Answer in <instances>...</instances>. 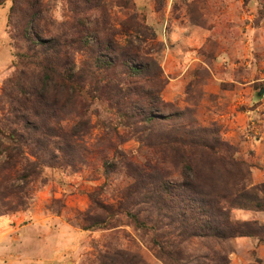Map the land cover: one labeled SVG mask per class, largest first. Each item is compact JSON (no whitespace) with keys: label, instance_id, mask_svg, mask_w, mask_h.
Segmentation results:
<instances>
[{"label":"trees","instance_id":"obj_1","mask_svg":"<svg viewBox=\"0 0 264 264\" xmlns=\"http://www.w3.org/2000/svg\"><path fill=\"white\" fill-rule=\"evenodd\" d=\"M5 1L0 0V5ZM68 3L73 15L70 29L45 39L40 27L44 0H13L10 21L15 18L18 23L13 33L29 45V53L17 55L23 69L0 95L6 110L0 121V159L5 158L0 161V215L27 208L23 193L32 183H45L46 168L86 163L84 138L92 105L100 100L115 110L127 135L150 152L139 161L131 151L114 149L103 162L105 184L89 194L93 215L84 229L113 230L126 218L150 236L156 258L164 264H228L224 246L230 240L255 236L264 241V227L234 222L231 217L235 209L264 210V184L248 189L241 180L225 189L213 182L209 165L243 168L233 159V148L203 129L180 133L169 123L177 117L164 114L165 81L159 62L137 42L149 30L144 18L133 9L119 29L112 28L104 0ZM118 35L127 37L124 43ZM80 53L86 59L78 65ZM47 81L56 96L66 93V107L50 104L48 109L38 88L30 93V102L24 100L22 87L45 86ZM61 114L74 123L62 124ZM112 131L126 142L117 128ZM167 163L178 168V179H171L172 172L163 167ZM115 173L124 174L126 186L116 201L106 203L101 196ZM193 241L207 244L208 250L193 256L188 253ZM100 260L101 264H147L138 249L108 251Z\"/></svg>","mask_w":264,"mask_h":264},{"label":"rangeland","instance_id":"obj_2","mask_svg":"<svg viewBox=\"0 0 264 264\" xmlns=\"http://www.w3.org/2000/svg\"><path fill=\"white\" fill-rule=\"evenodd\" d=\"M104 3L112 28L119 29L133 9L144 18L149 30L137 42L159 62L165 81L161 91L164 114L177 117L170 125L180 133L205 130L211 138L231 146L233 159L244 164L236 169L218 162L209 165L213 182L225 189L241 180L248 189L249 185H263L264 0ZM12 6L13 0L0 5V95L5 84L23 69L17 55L29 53V45L13 33L18 23L15 18L10 21ZM44 7L41 36H62L73 24L68 0H44ZM118 39L124 43L127 37L118 35ZM85 59L83 53L76 55L78 65ZM36 88L44 93L41 97L48 109L50 104L67 106L66 93L56 96L49 81L45 86L22 87L24 100L29 101ZM5 113L0 101V121ZM60 119L62 124L74 123L65 114ZM89 127L84 138L88 149L85 164L46 168L45 183H32L23 193L27 208L0 215V264H101V256L116 249H138L147 264H164L156 258L150 236L136 230L126 218L113 230L83 228L93 215L89 194L105 184L103 162L112 157L114 149L131 151L139 161L150 152L127 135L115 110L104 101L95 100L92 105ZM114 128L126 142L122 143ZM163 167L172 172L171 179H178L174 164ZM123 176H110L101 196L104 202L118 199L126 186ZM231 217L234 222L264 227V210L235 209ZM207 250V244L193 241L188 253L196 256ZM224 250L229 253L228 264H264V241L259 237L234 238Z\"/></svg>","mask_w":264,"mask_h":264},{"label":"water","instance_id":"obj_3","mask_svg":"<svg viewBox=\"0 0 264 264\" xmlns=\"http://www.w3.org/2000/svg\"><path fill=\"white\" fill-rule=\"evenodd\" d=\"M264 92V91H263Z\"/></svg>","mask_w":264,"mask_h":264}]
</instances>
